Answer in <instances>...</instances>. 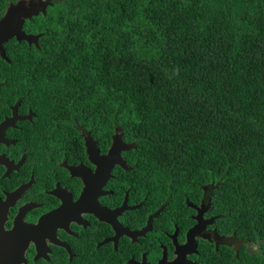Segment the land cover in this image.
Masks as SVG:
<instances>
[{
    "label": "trees",
    "instance_id": "trees-1",
    "mask_svg": "<svg viewBox=\"0 0 264 264\" xmlns=\"http://www.w3.org/2000/svg\"><path fill=\"white\" fill-rule=\"evenodd\" d=\"M49 2L38 47H12L33 60L23 98L118 125L159 183L214 184L213 212L255 244L228 264H264V0Z\"/></svg>",
    "mask_w": 264,
    "mask_h": 264
},
{
    "label": "flooded vegetation",
    "instance_id": "flooded-vegetation-1",
    "mask_svg": "<svg viewBox=\"0 0 264 264\" xmlns=\"http://www.w3.org/2000/svg\"><path fill=\"white\" fill-rule=\"evenodd\" d=\"M32 17L22 30L39 34L36 43H0V264H228L230 252H251L255 244L213 212L214 184L197 193L159 183L118 125L93 132L58 103L23 98L33 60L22 63L12 47H38Z\"/></svg>",
    "mask_w": 264,
    "mask_h": 264
},
{
    "label": "water",
    "instance_id": "water-1",
    "mask_svg": "<svg viewBox=\"0 0 264 264\" xmlns=\"http://www.w3.org/2000/svg\"><path fill=\"white\" fill-rule=\"evenodd\" d=\"M42 2L40 0H18L15 3H11L3 16L0 18V43L6 41L7 38L15 35L19 40L26 39L29 43L35 42L39 34H26L22 30V25L25 19L31 18L33 15H36L39 10L45 12V7H41ZM1 55L4 56L3 49L0 45ZM118 140L115 139L108 154L110 162H112V157L117 154L118 149L121 147L118 144ZM210 200L211 192H207Z\"/></svg>",
    "mask_w": 264,
    "mask_h": 264
},
{
    "label": "rangeland",
    "instance_id": "rangeland-1",
    "mask_svg": "<svg viewBox=\"0 0 264 264\" xmlns=\"http://www.w3.org/2000/svg\"><path fill=\"white\" fill-rule=\"evenodd\" d=\"M35 25V24H34Z\"/></svg>",
    "mask_w": 264,
    "mask_h": 264
}]
</instances>
